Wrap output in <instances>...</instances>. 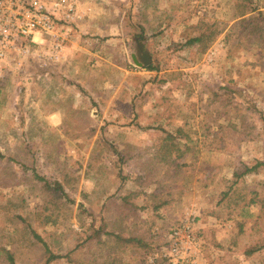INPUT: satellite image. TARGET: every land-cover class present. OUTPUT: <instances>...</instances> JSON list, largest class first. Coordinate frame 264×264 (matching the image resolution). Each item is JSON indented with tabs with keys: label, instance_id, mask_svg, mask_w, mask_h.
Returning <instances> with one entry per match:
<instances>
[{
	"label": "rangeland",
	"instance_id": "obj_1",
	"mask_svg": "<svg viewBox=\"0 0 264 264\" xmlns=\"http://www.w3.org/2000/svg\"><path fill=\"white\" fill-rule=\"evenodd\" d=\"M252 1L239 17L236 0H112L117 28L96 47L127 72L59 71L33 45L1 63L0 264H46V250L49 264H169L159 256L183 225L191 264H264V0ZM137 42L159 69L134 65Z\"/></svg>",
	"mask_w": 264,
	"mask_h": 264
},
{
	"label": "built area",
	"instance_id": "obj_2",
	"mask_svg": "<svg viewBox=\"0 0 264 264\" xmlns=\"http://www.w3.org/2000/svg\"><path fill=\"white\" fill-rule=\"evenodd\" d=\"M81 0H0V76L1 63L9 55L31 52L46 46L47 60L59 61L67 45L71 24L82 20ZM159 258L169 264H191L184 255V243L195 239L188 225L174 228ZM157 257H152L151 263Z\"/></svg>",
	"mask_w": 264,
	"mask_h": 264
},
{
	"label": "crops",
	"instance_id": "obj_3",
	"mask_svg": "<svg viewBox=\"0 0 264 264\" xmlns=\"http://www.w3.org/2000/svg\"><path fill=\"white\" fill-rule=\"evenodd\" d=\"M112 7V0H110V4L108 0H81V5L79 8L84 12V19L89 18V16L87 15V9L93 11V15L92 17L90 16L89 23H83L79 27H77V30H73V36H71L70 33L69 42L64 48V52L62 54L61 59H63V61L57 65L58 70L60 69L59 71L65 70L66 72H96L98 70V66L101 64H104V67L106 69H110L114 72L126 71L125 68L122 67V65L115 63L113 60H110L111 58H102L100 55L101 51L96 47V44L105 43L106 45H109L112 41L103 38V35L108 36L110 31H113V29L117 28L116 24L111 21V14L110 16H108L106 15L105 11L106 9ZM102 14H104L105 17H103ZM87 35H89L90 37ZM90 44L91 46H89ZM81 57L87 58L88 61L92 63L90 64L91 66L80 67L78 60ZM102 60H104V62H102ZM55 65L53 67H55ZM143 69L146 70V68ZM54 73L55 70H49L47 76L52 79L54 77ZM36 91L39 90L36 89ZM79 91L81 94L82 89H79ZM77 97H79V94L77 95ZM63 119L64 112L61 109L49 111L47 114V125L56 128L57 126L62 124Z\"/></svg>",
	"mask_w": 264,
	"mask_h": 264
},
{
	"label": "trees",
	"instance_id": "obj_4",
	"mask_svg": "<svg viewBox=\"0 0 264 264\" xmlns=\"http://www.w3.org/2000/svg\"><path fill=\"white\" fill-rule=\"evenodd\" d=\"M236 2H237V8L239 9V13H238V16L239 17H244V16H246V15H248L249 13H251V12H253L255 9H250V6H252L253 5V1L252 0H236ZM257 16L258 17H261L262 18V20H263V23H262V25L261 26H259V27H257L260 31H262V33L264 34V13L262 12V11H258L257 12ZM254 20V17H250V19H248V21H253ZM246 22V20L245 19H241L239 22H236V24H234L235 26L236 25H243L244 23ZM250 25V24H249ZM248 25V26H249ZM245 29L247 28V26H245L244 27ZM235 34V29L233 30V28L229 31V33L224 37V38H226V40H228V41H226V42H231V39L232 40H234V37H233V35ZM204 37H205V35H200L199 37H195V38H192V39H189V40H187L186 42H184V44H182V47L183 48H186V47H191L192 45H194V44H196V43H201L203 40H204ZM139 41H142V38H141V36L140 37H136ZM216 39V35H214L213 37H211V41L209 40V41H207V43H204L203 45H202V50L203 51H205L208 47H209V45L212 43V41L213 40H215ZM160 66V63H153V64H151L150 66H148L147 68H146V70L147 71H154V70H157V69H159L158 67ZM168 138H170L171 140L173 139V138H171V136H168ZM0 158H1V155H0ZM262 165H264V163H258L257 164V167L258 166H262ZM250 172V170L248 171V169H245V173H249ZM245 173H242V174H239V173H235L234 174V177L235 178H240V177H242L243 176V174H245ZM237 182V180H235L234 182H233V185L235 184ZM224 196H227V194H224ZM251 202H254V200L253 201H251ZM158 207H156L155 208V210L157 209ZM264 208V207H263ZM113 236H115L117 239H120L121 237H119L118 235H113ZM38 240H39V238H38ZM122 240H123V242H125V243H127V244H134L135 242H140V244L141 243H143V241L142 240H140V239H136V238H134V237H130V236H128L126 239H123L122 238ZM41 242V241H40ZM142 245L143 244H141L140 245V248H142ZM256 251H257V249H254V248H249V249H246L244 252H243V255L245 256V257H247V258H249V257H251V256H253L255 253H256ZM46 254L48 255V257H47V259H46V264H49L50 262H52V261H54V260H57L58 258H59V256H54V255H50V253L48 252V250H46Z\"/></svg>",
	"mask_w": 264,
	"mask_h": 264
},
{
	"label": "water",
	"instance_id": "obj_5",
	"mask_svg": "<svg viewBox=\"0 0 264 264\" xmlns=\"http://www.w3.org/2000/svg\"><path fill=\"white\" fill-rule=\"evenodd\" d=\"M134 65L138 68H147L152 63V57L147 48L141 42L135 45V53L131 55Z\"/></svg>",
	"mask_w": 264,
	"mask_h": 264
}]
</instances>
